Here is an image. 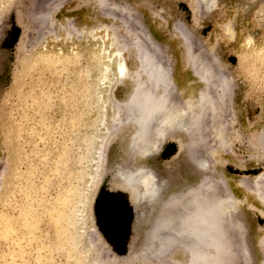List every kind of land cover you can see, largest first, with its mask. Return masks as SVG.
Here are the masks:
<instances>
[{"label": "rangeland", "instance_id": "1", "mask_svg": "<svg viewBox=\"0 0 264 264\" xmlns=\"http://www.w3.org/2000/svg\"><path fill=\"white\" fill-rule=\"evenodd\" d=\"M109 42L131 75L139 47L153 55L181 119L212 87L183 152L167 137L132 159L126 127L113 138L129 82L96 102ZM127 161L166 182L157 201L135 206L119 189ZM187 190L220 210L228 264H264V0H0V264H159L133 256ZM171 250L161 264L184 260Z\"/></svg>", "mask_w": 264, "mask_h": 264}, {"label": "bare ground", "instance_id": "2", "mask_svg": "<svg viewBox=\"0 0 264 264\" xmlns=\"http://www.w3.org/2000/svg\"><path fill=\"white\" fill-rule=\"evenodd\" d=\"M101 52L104 60L95 67L100 72V77L97 80L100 90L95 91L94 95L96 102L103 100L100 95L101 90L111 81L113 87L116 84L129 82L124 99L117 100L113 98V113L115 111L118 118L116 122H113L112 133L113 138H115V135H117L115 131L121 127H126L128 157L132 159L148 157L149 152L158 147V142L165 140L167 137L177 145L179 153L183 152V145L178 136L184 132L189 134L190 139L193 138L191 135L193 134L195 122H198L195 121L197 115H195V109L196 107L199 109L204 107V103H201L203 97L200 98V105L194 104L192 100L188 101L189 104L186 103L181 119L182 116L177 115L176 110H174L177 103L171 102L170 99L174 94L176 84L173 81H167L163 66L157 63L158 61H154L153 55L142 52L139 47L135 54L138 70L133 71L131 75L122 49L116 48L114 45L112 47L109 42L108 45L102 48ZM140 53L141 55H139ZM138 56H140L139 59ZM193 66L194 69L195 66ZM199 76L197 77L199 78ZM201 79H203L202 76ZM198 82L200 84L202 81ZM203 87L205 88H202V91L206 95L212 90L210 85H207V87L204 85ZM215 88L217 89L216 85ZM206 95L203 100L207 97ZM103 119H100L97 127H106V119ZM194 154L192 150L186 153L189 163L195 169L201 168L202 170L204 166L195 159ZM125 163L114 176L119 189L128 194L129 200L135 206L136 204L141 206L157 201L166 182L158 180L155 172L146 166H134L131 161ZM206 187L208 185L204 188ZM187 191L186 194L184 192L179 196V199L173 197L162 205L148 228L146 239L133 257L146 254L147 258L158 260L161 264V258L173 249L171 251L174 254L185 257V261L181 262L176 259L175 262L178 264H228V261L232 260L235 254L232 251V243L229 241L230 235L226 231L227 228L218 222L222 220V217L221 220L216 218V216H219L217 213H220V210L217 211L208 204V200L205 199L206 195L203 197L198 194L199 192L188 191L187 193ZM171 204L172 209L169 207ZM168 207L174 211H169Z\"/></svg>", "mask_w": 264, "mask_h": 264}]
</instances>
